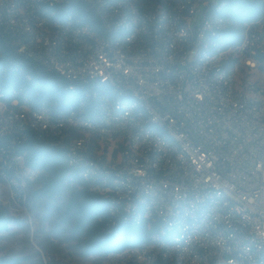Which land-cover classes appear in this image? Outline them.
I'll list each match as a JSON object with an SVG mask.
<instances>
[{
  "label": "built area",
  "instance_id": "2783aa9c",
  "mask_svg": "<svg viewBox=\"0 0 264 264\" xmlns=\"http://www.w3.org/2000/svg\"><path fill=\"white\" fill-rule=\"evenodd\" d=\"M81 1L92 23L57 16L65 0H0L20 54L104 88L96 117L0 101L2 206L30 201L36 137L67 148L112 226L156 228L107 264H264V19L229 48L212 0Z\"/></svg>",
  "mask_w": 264,
  "mask_h": 264
},
{
  "label": "trees",
  "instance_id": "16d2710c",
  "mask_svg": "<svg viewBox=\"0 0 264 264\" xmlns=\"http://www.w3.org/2000/svg\"><path fill=\"white\" fill-rule=\"evenodd\" d=\"M219 15L225 20L227 46L242 43L249 26L264 19V0H221ZM59 17L90 20V11L81 0H65L58 6ZM104 88L70 81L48 70L37 60L20 54L0 27V101L11 104L27 97L32 105H45L54 111L80 110L98 116ZM29 166L39 170V179L31 185L30 202L56 215L71 232L85 257H106L111 253L145 244L156 230L149 222H121L112 226L111 206L100 195L95 182L84 178L80 169L70 165L66 147H54L45 140L31 137L20 148ZM36 186L38 188H36ZM20 221L11 217L0 203V239ZM21 258L0 257V264H22Z\"/></svg>",
  "mask_w": 264,
  "mask_h": 264
},
{
  "label": "rangeland",
  "instance_id": "374dc122",
  "mask_svg": "<svg viewBox=\"0 0 264 264\" xmlns=\"http://www.w3.org/2000/svg\"><path fill=\"white\" fill-rule=\"evenodd\" d=\"M202 13L201 7L198 16ZM3 206L20 224H12L10 231L2 235L0 257L21 258L22 264H107L104 257L83 256L71 232L72 226L63 224L43 207L34 206L30 201L24 211L6 202Z\"/></svg>",
  "mask_w": 264,
  "mask_h": 264
},
{
  "label": "water",
  "instance_id": "95a60500",
  "mask_svg": "<svg viewBox=\"0 0 264 264\" xmlns=\"http://www.w3.org/2000/svg\"><path fill=\"white\" fill-rule=\"evenodd\" d=\"M262 188V187H261Z\"/></svg>",
  "mask_w": 264,
  "mask_h": 264
}]
</instances>
